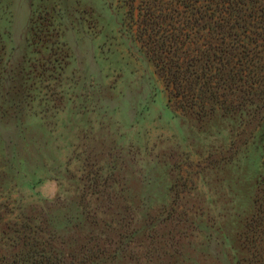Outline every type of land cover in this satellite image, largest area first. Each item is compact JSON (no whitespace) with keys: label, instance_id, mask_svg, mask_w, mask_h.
I'll list each match as a JSON object with an SVG mask.
<instances>
[{"label":"rangeland","instance_id":"1","mask_svg":"<svg viewBox=\"0 0 264 264\" xmlns=\"http://www.w3.org/2000/svg\"><path fill=\"white\" fill-rule=\"evenodd\" d=\"M189 4L0 0V264H259L264 122L177 107L143 47Z\"/></svg>","mask_w":264,"mask_h":264},{"label":"trees","instance_id":"2","mask_svg":"<svg viewBox=\"0 0 264 264\" xmlns=\"http://www.w3.org/2000/svg\"><path fill=\"white\" fill-rule=\"evenodd\" d=\"M161 13L140 7L139 29L169 101L187 112L204 115L220 107L225 114L244 112L263 123L264 0H190L180 13L182 21L155 28L150 16ZM255 203L247 247L264 264V175ZM41 263L58 264L50 256L27 262Z\"/></svg>","mask_w":264,"mask_h":264}]
</instances>
